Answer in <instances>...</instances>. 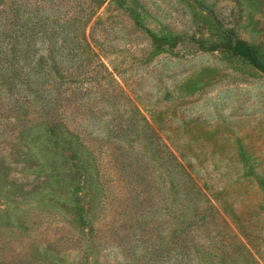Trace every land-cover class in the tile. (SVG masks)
Listing matches in <instances>:
<instances>
[{
	"label": "rangeland",
	"instance_id": "obj_1",
	"mask_svg": "<svg viewBox=\"0 0 264 264\" xmlns=\"http://www.w3.org/2000/svg\"><path fill=\"white\" fill-rule=\"evenodd\" d=\"M0 264H264V0H0Z\"/></svg>",
	"mask_w": 264,
	"mask_h": 264
}]
</instances>
